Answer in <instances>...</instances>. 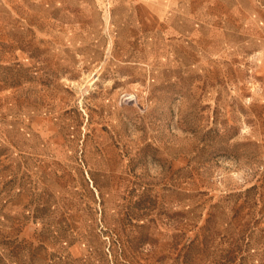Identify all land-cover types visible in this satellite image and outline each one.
<instances>
[{
  "label": "rangeland",
  "instance_id": "obj_1",
  "mask_svg": "<svg viewBox=\"0 0 264 264\" xmlns=\"http://www.w3.org/2000/svg\"><path fill=\"white\" fill-rule=\"evenodd\" d=\"M0 264H264V0H0Z\"/></svg>",
  "mask_w": 264,
  "mask_h": 264
}]
</instances>
